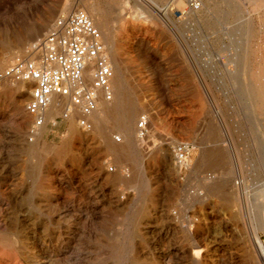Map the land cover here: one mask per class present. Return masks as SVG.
Returning <instances> with one entry per match:
<instances>
[{"label": "rangeland", "instance_id": "rangeland-1", "mask_svg": "<svg viewBox=\"0 0 264 264\" xmlns=\"http://www.w3.org/2000/svg\"><path fill=\"white\" fill-rule=\"evenodd\" d=\"M97 1L102 3L107 27L116 40L118 62H124V95L135 98L139 107L133 129L138 131L141 115L147 117V131L137 145L143 157L144 179L151 187L141 196L121 188V202L116 206L113 191L104 185L103 175L96 174L102 160L114 165L115 159L106 154L92 125L89 132L78 126V109L60 122L69 101L59 99H52L45 122L34 134L31 119L24 139L31 147L47 149H66L71 144L69 153L59 161L49 156L41 174L29 177L28 166L39 161L29 160L20 151L18 130L8 123L11 108L0 104V182L6 179L18 187L15 207L22 217L18 230L26 247L22 259L36 253L46 264H71L64 254L66 242L56 244L49 231L53 227L47 224L48 204L40 202V196H33L35 204L41 206L40 216L27 206L26 190L20 195V184L28 185L33 178L48 181L53 177L62 185L61 204L52 216L62 224L60 231L65 225L62 212L67 213L65 220L71 231L81 228L85 216L89 217L86 228L94 238L92 247L78 246L82 236L78 231L75 245L70 246L74 251L95 256L98 240L102 239L100 245L106 246L112 243L111 235L116 231L139 248L138 264H169L157 254L159 239L166 236V246L175 243L190 249L192 262L188 264H197V251L201 264H250L249 223L256 197L264 188V0ZM71 3L72 0H0V66L10 65L15 58H33L28 48L50 31L57 18L77 10H71ZM20 100L16 97L14 102ZM28 100L27 93L24 105ZM16 125L25 126L21 119L16 120ZM112 137H119L123 143L119 133ZM180 143L191 148L186 159L189 166L181 171L172 160ZM161 148L170 150L171 157L163 159ZM134 170L129 162L120 164L119 176L131 179ZM214 185L221 188L217 196L213 194ZM64 203L70 207H64ZM104 216L111 217L113 225L100 238L98 226ZM38 220L44 227L36 224ZM45 228L49 234L42 232ZM36 238L41 239V245L35 243ZM199 238L201 244L195 248ZM253 246L259 263L264 264L258 246ZM127 259L125 256L124 261ZM107 260V264H115L113 259ZM79 261L85 262L81 258Z\"/></svg>", "mask_w": 264, "mask_h": 264}, {"label": "bare ground", "instance_id": "bare-ground-1", "mask_svg": "<svg viewBox=\"0 0 264 264\" xmlns=\"http://www.w3.org/2000/svg\"><path fill=\"white\" fill-rule=\"evenodd\" d=\"M74 7H77V9H81L84 12H86L87 15L91 18V20H92L93 24L95 25V27L100 31V33L102 35V39H104V41L106 43L105 46L107 48L108 54L110 56V61H111V64H112V67H113V70H114L115 79H113V81H112V85H113V101L111 103L110 102H105L102 98H99L98 103H97V108H96L97 111L95 110L94 111L95 113L93 112V114L91 116L86 117V119H87L86 121L88 122V120H89L91 122L90 125H92V127H93V134H95L97 136V137L96 136H94V137L99 139L100 142L103 144L106 154L112 155L113 158L115 159L114 165H110L108 163L109 160H102L100 165H98V167H96V171H97L96 174L103 175L102 181L104 182V185H108L110 187L111 191H113V195L117 199V201H116V206H117V205H120L118 203L121 202V196H120L121 188L125 189V190L134 191V192L137 193V195L141 196L151 187L150 186V182L144 179V171H143L144 168H143V163H142L143 161H141L143 159V157H141V155L139 153V148H138V145H137V142L139 141V138L143 137V136L141 135V133L139 134V132H138L139 130L135 131L133 129V125H134V122H135V116H136L137 112L139 111V109H138L139 107H137V105H136V99L135 98H126L125 95H124V89H125L124 86H125V84H124V80H123V72L121 71V63L122 62L121 63L118 62L119 49L116 48L117 44L115 45V41L116 40L114 41L115 38L113 39V35H112V31H111L112 29L109 30V28L107 27L106 15H105V12L103 11L102 3L100 1H97V0H72L71 10ZM162 20H164V19H162ZM34 56L35 55L31 54V57L34 58ZM257 75H258V73H257ZM259 79H260V77H259ZM261 79H263V78L261 77ZM258 81H260V80H258ZM261 81H264V80H261ZM8 84L10 86H6V84H5L3 86V88L0 89V104H2V106L5 107V108H11V111H10L11 114L9 115L8 123H9L10 127H15L16 126L15 128L18 130L19 143H20V147H21L20 151L29 160H37V161H39V164H37V165H35V164L33 166L29 165L28 166V171H27V174H26L29 177H34L35 178L36 176H39L41 174V171H43L44 168H46L45 167V165H46L45 162H46V160H48L49 156H52L55 161H59L60 159L64 158V155L66 156L69 153V147L71 146V144H70V146L67 144L66 145L67 146L66 149L64 148V149H58V150L57 149H49V148L47 149L45 147H42V148L39 147L38 148L37 146L31 147V146L27 145L25 143L24 137H25L26 134H29V123H31V119H33V123H34V120H35V118L33 116L29 115L25 111L26 103L24 105V102H25V100L27 98V93L29 94L30 84L29 83H15V84L8 83ZM125 93H126V91H125ZM250 93H252V92H250ZM130 95H131V93H130ZM16 97H19L21 99L17 103L14 102V99ZM263 97H264V95H263ZM58 99L61 100V101L62 100H68V99H64V98H61V97L56 96V95L53 96V102L58 100ZM260 104H262V103H260ZM1 112H2V110H1ZM18 119H21L22 121H24V125L26 126V128H25V126L23 128H21L19 125H16V120H18ZM27 125H28V127H27ZM40 127H37L35 130L39 129ZM27 128H28V131H27ZM82 131L85 132L87 130H83L82 129ZM90 132H92V131H90ZM114 133H119L122 136L123 143L121 142V139L119 137H114V138L112 137ZM31 134H34V131H32ZM71 134H69V135H71ZM39 141L40 140H38V142ZM29 142H32V140H30ZM120 142H121V144H118ZM138 144H140V143H138ZM185 147H186L188 152L191 151V148L188 145H186ZM159 152H160V154H162L163 159H167L170 156L169 155L170 150L161 148V149H159ZM138 153H139V156H138ZM3 159H4V157H3ZM172 160L174 162L173 163L174 166H176V169L180 168V171L183 168H186V167L189 166V161L188 160H184L182 162H178L177 160H175V158H173V156H172ZM72 161H73V159H72ZM126 162H129L131 165H134L135 170H136V171L134 170L135 174H134L133 178H131V179H129V178L126 179L125 177L123 178V177H121L122 175L119 176V166H120V164H123V163H126ZM47 164H48V162H47ZM47 166H49V164ZM54 167H57V164H55ZM52 168L53 167H51V169ZM45 172H48V171H45ZM7 177H8V175H7ZM44 177H46V176L44 175ZM34 178H33V180H31V181H29L27 183L28 185H26V183L25 184L24 183L20 184V186H21L20 195L21 194L23 195V193H22L23 189H24V191L26 190V193L28 195V197L26 199L27 200V206L30 207L31 209L35 210L36 212H38L39 215H40V213H42L40 211L41 206L35 204V200L36 199L33 196H36V195L40 196V200L39 201L40 202H44V203L46 202L48 204L47 208H48L49 213L47 212V214H48V222H47V224L50 227H53V229L49 230V229L45 228V230L42 231V232L43 233L47 232V230L51 231L53 233V235H54V240H55L56 244H58L61 241H65L66 242L65 249H64V250H66L65 253H64L65 257H66V262L71 263V264H80L81 261H79V259L81 258L82 261H85L84 264H107V261H108L107 258L108 259L111 258V259L114 260L115 264H138L139 263V255H138L139 253L137 252V250L139 248L137 249V247L131 241L130 238H126V237L123 236V234H121L119 232H116V231H114L112 233V235H111L112 243H110V244L108 243L106 246H102V245H100V243L103 240L102 239L98 240L97 246L94 245V247H96L97 250H98V252H97V254L95 256L93 254H91V253H83V250L81 251V250L77 249V250L74 251V249H71V247H70L71 244L74 243L76 241V239H78L77 238V232L78 231H79L78 233H80V234L82 233V236H80V237L78 236L79 239L77 241H79V243H80V245H78V246H80V248H81V246L82 247L84 246V247L88 248V245H89V247L90 246L92 247L91 240H92L93 237L90 236L91 232L87 231V228H86V226L89 223V217L85 216V222L83 223V225H81V228H78V230H76V231H71V229L69 228V225H70L69 221L67 220L68 221L67 222L65 220L67 218V213H66V211L62 212L61 214H63L64 216H63V219H62L63 221L62 220L61 221L64 222L65 225L63 226V232L60 231V229L62 228V224H60L59 220L58 221H54L52 216L55 214V212L57 213V211L59 209V206L61 204V196H62L61 195V191L62 190H60V187L62 185H60V183L55 180L56 178L54 179L53 177L50 178L48 181L34 180ZM20 182H21V180H20ZM64 182H66V181H64ZM71 184L72 183H70V186H71ZM74 189H75V187H74ZM17 190H18V187L15 186V185L14 186L11 185L9 183V181L6 180V179H4L3 182H0V264H46L41 259H39L40 256L38 257L36 253L29 254V255H27V257L24 260L22 259V254H23V252H25V248L26 247L24 248V242H23V239H22V234L18 230V225L20 224L19 220H21L22 217L17 213L16 207H15V201L18 198V197H16ZM82 190H84V188ZM86 190H88V189H86ZM72 192H73V190H72ZM219 192H221V188L219 186H215L214 189H213V194L215 196H217ZM66 195H68V194H66ZM84 195H85V193H84ZM72 198H74V197H72ZM110 199H111V197H110ZM94 200H96V199H94ZM255 201H256L254 203L255 207L252 210V218H251V220L249 219L250 220V223H249L250 226L249 227L251 229V233L252 234H251V237L248 239V243L250 245V248L247 251V255H248V260H249L250 264H260L259 260L257 258V255L255 253V250L253 249V247H254L253 245L258 246V249L260 250L259 239L257 238V234L260 231H264V203H263L264 202V188L258 193ZM110 202L112 203L111 200H110ZM113 203H114V201H113ZM64 204H65L64 207H66V208L70 207L69 204H67V205H66V203H64ZM106 205H108V204H106ZM44 206H46V205H44ZM22 207H24V206H22ZM89 207H91V206H89ZM104 207H103V209H104ZM91 211H93V210L91 209ZM103 212H104V210H103ZM250 213H251V211H250ZM250 213H249V215H250ZM23 218L26 219L27 217L25 218L23 216ZM71 218H73V217H71ZM74 220H72V222ZM42 223L43 222L41 220H38V222L36 224L39 227H41L42 225L44 227V224H42ZM133 223H134V221H133ZM133 223L130 222L131 225ZM79 225H80V223H79ZM112 225H113V221L111 220V217L104 216L100 226H98L99 227V232H100L98 234V237L101 238L102 237L101 233L102 232L105 233V231L107 232L110 229L109 227L112 226ZM137 225L135 224L134 226H137ZM102 227H103V229H102ZM159 232H160V229H159ZM36 233H40V232H36ZM80 234H78V235H80ZM88 235H89V237H88ZM200 238H199V240H197L195 242V246H194L195 248H198L200 246V244H201ZM35 241H36L35 243H38V245H41V239L40 238H36ZM168 241H169V239H168L167 236L164 237L162 240L159 239L158 245H160V249H159V251L157 250L158 251V253H157L158 254V258H160V260L162 262L164 260H168L169 264H172V263H174V264H188V262H190L191 259H192L191 258V254L189 252L190 249L188 250V249L184 248L185 246L181 247L180 245H178V244L176 245L175 243L169 244V245L166 246L165 243H168ZM171 241H172V239H171ZM154 244H157V243L155 242ZM74 245H75V243H74ZM53 247H54V245H53ZM31 248H32V246H31ZM61 250L62 249H60V251ZM34 252H35V250H34ZM62 252H64V251H62ZM51 253H49V254H51ZM199 254L200 253L197 251L196 255L195 254H194L195 256L193 255L197 264H201V261H202V258L200 257ZM53 255H54V253H53ZM56 256H55V258H56ZM125 256L128 258L127 262L124 261V257Z\"/></svg>", "mask_w": 264, "mask_h": 264}, {"label": "built area", "instance_id": "built-area-1", "mask_svg": "<svg viewBox=\"0 0 264 264\" xmlns=\"http://www.w3.org/2000/svg\"><path fill=\"white\" fill-rule=\"evenodd\" d=\"M31 59L15 58L10 65L0 66V89L8 83H29L26 112L35 118L31 132L44 123L53 96L68 99L69 105L60 118L67 120L75 109L81 116L78 126L89 131L86 117L97 108L99 98L113 100L114 70L100 31L81 9L57 18L50 31L29 48ZM137 129L147 131V117L141 115ZM185 144L174 150L178 162L188 158ZM260 258L264 263V231L259 238Z\"/></svg>", "mask_w": 264, "mask_h": 264}, {"label": "crops", "instance_id": "crops-1", "mask_svg": "<svg viewBox=\"0 0 264 264\" xmlns=\"http://www.w3.org/2000/svg\"><path fill=\"white\" fill-rule=\"evenodd\" d=\"M63 120L61 119L60 122H62Z\"/></svg>", "mask_w": 264, "mask_h": 264}]
</instances>
